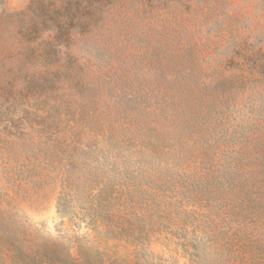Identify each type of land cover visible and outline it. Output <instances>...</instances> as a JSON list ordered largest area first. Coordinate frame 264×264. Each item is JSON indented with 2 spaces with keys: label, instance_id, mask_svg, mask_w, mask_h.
<instances>
[{
  "label": "rangeland",
  "instance_id": "1",
  "mask_svg": "<svg viewBox=\"0 0 264 264\" xmlns=\"http://www.w3.org/2000/svg\"><path fill=\"white\" fill-rule=\"evenodd\" d=\"M34 1L0 0V264H264V169L244 176L263 192L262 205L248 215L234 196L217 195L200 210L189 204L188 187L170 183L172 172L157 173L141 154L140 139L147 142L153 137L140 128L130 132L129 148L135 158L124 152L127 143L113 140L103 145L85 136L75 163L68 164L70 134L66 132L63 143H58L41 131L42 121L45 110L56 124L78 115L51 108L56 97L46 99L40 93V98L29 99L27 90V95L20 93L25 90L24 78L39 77L47 64L38 55L48 35L39 31L41 19L30 8ZM104 25H111L110 34L81 39L62 54L79 55L82 76L93 88L90 96L99 97L109 86L114 74L104 61L111 57L117 61L116 44L134 51L125 60L132 64L138 57L132 43L143 46L142 39L158 50L165 48L168 56L195 46L177 60L175 71L191 73L199 81L219 74L235 76L225 105L233 112L231 123L240 127L243 139L264 137V74L255 64L264 58V0H122ZM34 29L39 37L30 41L27 33ZM32 47L38 54L31 52ZM173 64L163 65L167 74L174 73ZM144 81L133 80L127 86L142 88L149 100L156 92L176 95L191 88L178 82L158 89ZM15 96L23 100L10 107ZM97 103V110L104 111L106 102ZM83 104L73 98L71 107L80 113ZM172 137L177 135L165 131L162 135L167 144ZM133 159L139 162L137 186L132 188L135 201L148 212L140 211V218L115 233L104 220L106 211L96 212L94 196L105 189V201L112 196L122 200L124 162Z\"/></svg>",
  "mask_w": 264,
  "mask_h": 264
},
{
  "label": "trees",
  "instance_id": "2",
  "mask_svg": "<svg viewBox=\"0 0 264 264\" xmlns=\"http://www.w3.org/2000/svg\"><path fill=\"white\" fill-rule=\"evenodd\" d=\"M47 1L37 0L30 6L41 19L39 31L48 35V39L40 45V53L34 47L31 52L37 53L47 64L43 65L45 70L39 77L31 74L24 78L25 90L20 93L27 95V90L29 99L40 98V93L46 99L56 97L51 108L60 114L71 111L74 116L78 115L74 117L77 119L69 120L66 124L51 121L49 110H45L47 115L42 117L41 131L47 137L63 143L65 133L70 134L71 140L67 146L69 165L75 163V153L84 143L85 136H91L103 145L113 140L127 143L128 146L123 148L124 152H129L135 158L129 148L133 143L130 132L140 128L149 138L153 137L147 142L140 139L137 145L141 154L156 168L157 173L172 172V178L167 179L170 183L181 184L183 187L186 185L192 194L189 204L192 202L198 210L217 195L224 196L223 198L234 196L240 209L245 210L248 215H251L253 207L262 205V188L251 185L244 176H254L264 169V137L243 139L238 134L240 127L231 123V107H225L229 99L228 92L231 94L233 89L232 82L236 80L235 76L219 74L199 81L191 73L175 71L179 67L178 61L191 54L195 46L183 48L178 55L172 53L168 56L165 48L158 50L148 40L142 39L139 42L146 43L143 46L132 43L135 50L138 49L134 64L125 61L131 58L134 51L129 53L128 46H124L123 51L122 47L115 45L113 54L117 61L114 63L113 57L104 61L105 68L114 74L109 77V86L97 95L99 97H93L94 94L90 96L88 92L93 88L82 76L84 66L78 63L79 55L68 52L64 57L63 50L74 48L81 39L111 32V25L104 23L111 10L121 4L122 0ZM39 31L34 29L27 33V38L35 41V37H39ZM163 49L165 53L162 52ZM103 50L104 47H101L99 55H102ZM122 51L126 54L121 55ZM172 62L175 63L172 66L174 73L167 74L163 65L170 67ZM255 64L259 65L264 74V58ZM140 72L142 79L139 77ZM133 80L143 83L146 80L147 85L152 83L158 89H161V85L178 82L191 88L188 92L176 95L166 91L156 92L152 94L151 101L148 95L141 93L142 88L133 90L127 86ZM73 98L89 106L83 104L80 113H77L71 107ZM22 100L15 96L10 107L19 106ZM98 100L106 102L104 111L97 110ZM143 101L146 103L144 106L141 105ZM86 118L88 121L80 123V120ZM164 131L177 137L170 138L167 144L162 139ZM164 157H172L173 160H163ZM138 165L136 159L124 162L128 173L125 171L127 177L125 189H121L122 197L124 196L122 200L119 196L116 201V197L112 196L109 201H105V189H100L99 194L94 196L97 200L96 212L106 211L104 220L108 222L107 226L111 231L117 228L125 231V224L141 217L140 211L142 215L148 212L147 208L138 207L132 190L137 186L134 175H137ZM96 218L92 221L93 225Z\"/></svg>",
  "mask_w": 264,
  "mask_h": 264
}]
</instances>
